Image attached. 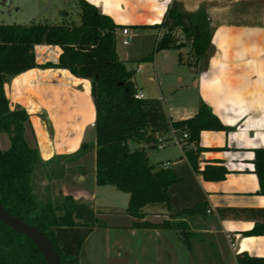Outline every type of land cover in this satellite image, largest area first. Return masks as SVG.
I'll return each mask as SVG.
<instances>
[{
	"label": "crops",
	"instance_id": "crops-1",
	"mask_svg": "<svg viewBox=\"0 0 264 264\" xmlns=\"http://www.w3.org/2000/svg\"><path fill=\"white\" fill-rule=\"evenodd\" d=\"M79 1L71 0L74 4ZM84 1L121 27L117 38L123 36L122 30L127 28L134 37L148 30L156 31L157 41L162 30L149 27L161 24L174 3H179L188 14L205 10L212 30L206 57L194 65L191 56L184 57V54L188 56L189 48L177 51L183 56V63L172 54L173 50L157 52L149 63L155 72L159 93L149 98L161 100L167 116L174 122L192 118L205 103L229 130L200 134V147L204 151L198 158L197 169L192 168L184 150L178 161H166L158 166L171 164L169 170L177 178L173 198L178 208L207 203L205 215H182L179 219L193 232L208 235L214 241L223 264H238L236 257L244 252L264 257V237L243 235L250 232L255 223L243 218H221L218 211L264 209V196L259 194L253 164L254 150L264 148V0ZM151 51L152 45L148 49ZM145 52L147 49L140 52L141 57L145 56L143 59L147 57ZM59 55L56 47H36L40 64L56 62ZM145 64H140L136 72L144 71ZM186 66V72L178 70ZM158 70L165 77H173L168 89L188 92L191 107L174 105L170 98L164 97ZM149 82L154 83L151 79ZM5 92L12 109L20 107L28 113L25 137L28 144L38 150L43 164H54L66 172L63 177L54 178L62 183L63 196H72L95 209L99 187L95 180V151L78 161L71 159L83 145L95 144L91 81L75 77L65 69L36 68L9 80ZM10 146L9 141L6 148ZM88 162L90 173H70L72 169L84 168ZM207 166H223L228 174L220 182L205 181L201 172ZM48 170L55 172L53 168ZM89 180L92 187L86 185ZM126 199L122 204L105 203V207L113 210L101 211L98 215L104 225L97 227L84 242L80 264H214V260L207 261L206 247L197 240L193 241L194 257L174 230L134 228L136 219L125 213L129 196ZM143 213L144 220L152 223H162L170 217L169 212L152 207L145 208Z\"/></svg>",
	"mask_w": 264,
	"mask_h": 264
},
{
	"label": "trees",
	"instance_id": "trees-1",
	"mask_svg": "<svg viewBox=\"0 0 264 264\" xmlns=\"http://www.w3.org/2000/svg\"><path fill=\"white\" fill-rule=\"evenodd\" d=\"M79 24L32 23L0 25V133L7 134L11 146L0 149V202L12 215L36 227L49 238L61 264H80L84 242L97 228L104 225L98 218L101 212L92 205L77 201L72 196L57 197L47 186L39 193L40 176L55 174L43 164L39 152L25 137L28 113L12 109L5 92V84L13 77L32 69H65L75 77L91 81L95 107V144L83 145L71 159L78 161L95 151V180L98 186H112L129 195L125 210L136 222V229H171L188 246L195 257L193 241L206 247L207 261L223 264L215 243L208 235L195 233L179 219L182 215H205L208 205L192 208L177 207L173 192L177 178L173 171L152 165L146 149H155L158 136H169L174 130L183 140V150L193 169L204 151L200 147L203 131H228L202 103L189 119L172 121L157 98L135 99V70L129 69L117 55V31L121 29L109 17L84 0L78 2ZM150 29L162 30L155 50L142 61H152L155 53L164 50L180 51L189 48L194 65L204 59L211 47L212 30L204 9L195 14L184 12L174 3L161 24ZM58 48L56 62L40 64L37 46ZM179 62L184 58L178 56ZM141 61V62H142ZM192 66L190 62H187ZM14 127V137L11 128ZM137 144L132 149L131 144ZM254 174L258 177L264 196V148L254 150ZM205 181H223L228 171L223 166H207L201 172ZM156 208L169 212L168 221H146L144 209ZM221 218H243L255 223L246 237H264V209H220ZM238 264H264V257L237 255ZM197 261V260H196ZM0 264H47L37 246L26 236L16 233L0 221Z\"/></svg>",
	"mask_w": 264,
	"mask_h": 264
},
{
	"label": "rangeland",
	"instance_id": "rangeland-1",
	"mask_svg": "<svg viewBox=\"0 0 264 264\" xmlns=\"http://www.w3.org/2000/svg\"><path fill=\"white\" fill-rule=\"evenodd\" d=\"M81 21L79 8L77 4H74L70 1L64 0H0V25H22L27 26L32 23H49L54 25H62L67 23H75L79 24ZM156 31H146L140 37H134L132 42L129 46H123V36H119L117 38V55L118 58L124 62L129 69L138 70L139 65L141 66L145 64V70L140 72H135V86L137 92H143L145 98L152 97L151 95H158V81L154 78L155 72L150 67V61L143 62V58L145 56H140V52L147 49L145 55H150L156 48ZM152 45V51L148 52L150 46ZM156 54V53H155ZM172 54L179 56V53L175 50L172 51ZM185 58H188L187 54H184ZM128 58V60H126ZM142 59L141 63L138 61ZM148 63V64H147ZM181 68V67H178ZM183 72L188 70V67H182ZM159 72V73H158ZM158 80L162 82L163 85V93L164 97L167 99L170 98L169 101L174 105H186V107H191V97L188 98L186 95L188 92H184L183 89H179L178 91H171L169 88L170 80L173 78L165 77L162 71L158 70ZM150 79L154 81V83H150ZM150 83V84H149ZM9 137L7 134H0V149L1 150H8L6 145L9 143ZM94 141V139H93ZM131 148H137V144H131ZM147 155L149 157V161L152 165L158 166L161 163L166 161L176 162L179 160V156L182 155L181 146L176 144H166L163 150L155 149H146ZM90 153V152H89ZM178 159V160H177ZM87 165V166H86ZM84 165V168H76L72 169L70 173H81L89 172L91 170V165L88 162ZM64 166V165H63ZM55 169L54 175L50 174V177L53 179H49L48 174L45 176H40L39 179V186L40 190L39 193H43L44 188L49 186L51 187L52 194L57 197H63V190L60 189L61 182H57L55 177H63L65 175V171L62 170L60 167L56 168L54 164L48 165L47 169ZM85 169V171H84ZM86 185L88 187H92V181H87ZM97 192V204L95 209L98 212H109L113 210L110 207H105V203L112 201L113 204H122L127 201L128 194L122 193L118 191L116 188L112 186H99L96 189ZM155 211V210H153Z\"/></svg>",
	"mask_w": 264,
	"mask_h": 264
},
{
	"label": "water",
	"instance_id": "water-1",
	"mask_svg": "<svg viewBox=\"0 0 264 264\" xmlns=\"http://www.w3.org/2000/svg\"><path fill=\"white\" fill-rule=\"evenodd\" d=\"M11 137H14V127L11 128ZM0 221L13 229L16 233L26 236L40 250L47 264H61L60 257L52 246L51 241L43 232L28 224L22 219L9 213L0 202Z\"/></svg>",
	"mask_w": 264,
	"mask_h": 264
},
{
	"label": "built area",
	"instance_id": "built-area-1",
	"mask_svg": "<svg viewBox=\"0 0 264 264\" xmlns=\"http://www.w3.org/2000/svg\"><path fill=\"white\" fill-rule=\"evenodd\" d=\"M122 35H123V46H129L130 43L132 42L134 36L133 34L127 29V28H124L122 30ZM145 96L142 92H137L135 94V99L137 100H141V99H144ZM95 126V125H94ZM187 139V135L185 134L183 136V138H179L177 135H176V132L174 130H172L171 134L169 136H158L157 137V144H156V148L158 150H163L165 145L166 144H169V143H174L176 145H179L181 146V149L183 150V140ZM170 163H165L163 164V168L164 169H169L170 168Z\"/></svg>",
	"mask_w": 264,
	"mask_h": 264
}]
</instances>
